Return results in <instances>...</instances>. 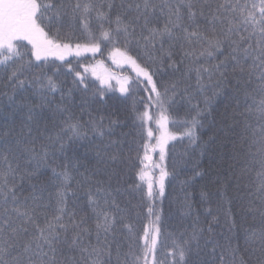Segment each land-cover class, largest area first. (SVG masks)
<instances>
[{
    "label": "snow or ice",
    "instance_id": "6c2138e0",
    "mask_svg": "<svg viewBox=\"0 0 264 264\" xmlns=\"http://www.w3.org/2000/svg\"><path fill=\"white\" fill-rule=\"evenodd\" d=\"M102 44L111 46L113 63L128 65L135 76L101 77L94 66L91 72L101 85L115 78L121 94H130L133 84L146 94L142 110L133 106L140 137L135 156L125 155L127 134H117L119 118L96 115L99 110L91 108L93 102L105 105L106 88L97 89L92 102H74V94L87 93L89 86L67 58L95 56ZM64 67L73 76L69 87L59 79ZM0 73L5 90L0 95L15 105L13 112L27 110L23 127L28 128L27 135L23 127L17 135L11 129L0 133V264H264V0H0ZM225 83L232 84L235 103L225 120L239 128L235 139L225 133L232 145L228 168L238 182L249 178L246 211L260 221L258 229L246 230L248 258L232 235L217 231L236 228L230 202L221 225L211 207L201 213L186 192L183 216L190 224L172 231L163 223L165 182L174 175L165 163L168 144L186 140L201 156L211 150L217 135L201 142L198 130ZM178 96L188 105L183 117L175 111ZM45 112L51 130L39 126ZM86 144L95 147L96 168L80 172L78 163L66 162L59 172L52 169L55 193L45 196L46 189L33 184L23 194L18 181L34 177L56 153L67 161L68 149ZM133 161L136 182L122 189L117 179L114 187L118 166ZM75 175L83 178L76 189H83L88 212L75 206ZM201 175L193 170L181 183L190 185ZM122 191L138 193L139 204L122 206ZM212 195L202 190L201 205ZM131 208L146 221L139 229L130 219Z\"/></svg>",
    "mask_w": 264,
    "mask_h": 264
},
{
    "label": "trees",
    "instance_id": "16d2710c",
    "mask_svg": "<svg viewBox=\"0 0 264 264\" xmlns=\"http://www.w3.org/2000/svg\"><path fill=\"white\" fill-rule=\"evenodd\" d=\"M75 35H79V32L77 31ZM110 50L111 46L102 44L101 52L96 53L95 56L91 53H85L79 58H67L71 61L72 67L75 71H79L85 75L89 86V91L87 93L77 92L74 94V102L77 105L80 104L82 99H87L92 102L95 99L93 93L99 88H106L107 91L104 97L105 105L101 107L99 103L93 102L91 103V108L93 110H99L98 112H94L96 115L103 114L105 117L112 115L114 119L119 118L121 124L117 128V134H127L123 137L125 140V155L135 156L140 137L137 134L138 130L134 123L133 106L135 105V108L142 110L141 97L146 94L142 90H137L135 84H133V91L130 94H121L115 78L111 79L108 84L101 85L96 76L92 74L91 68L95 66L97 75L101 77L113 76L119 78L122 76H135L128 65H123L121 67L113 63L109 58ZM99 61H103V66H98ZM85 67L89 69L87 72H85ZM2 75L3 74L0 73V76ZM49 75H51V72H49ZM59 79L64 81L66 87H69L71 86L73 76L68 74L66 67H64L61 69ZM165 79H169V77H165ZM192 84L195 85L194 78ZM4 91L3 88H0V93ZM10 94L11 92L9 90V95ZM23 95H27L28 99L33 104L39 103L37 98H34L27 93ZM206 95L211 96V88L207 90ZM233 96L234 92L232 84L225 83L220 95L212 100L211 112L207 115L204 121V127L198 130L201 142H208L211 136L214 134L217 135V142L211 145V150L209 152H206L203 156H201L198 151L192 152L188 148L186 140L169 142L167 149L168 156L165 163L170 172L174 170V175L168 177L165 182L166 191L163 203V223L166 230L172 231H178L190 224V219L183 216V200L186 192L191 194L190 199L194 207L199 209L201 213H203V207H211L214 214L219 215L221 225L224 224V213L227 211L230 202L232 217L236 221V228L233 233H228L226 228H218L217 231H224L225 235H232L233 244L235 245L239 243L240 254L245 258H248L249 253L245 250L244 245L246 230L250 228L258 229L260 221L258 216L254 218L253 214L246 211L248 189L245 186L249 184V178L245 177L238 182L228 168V165L232 163V145L224 140L225 133H227L230 138L235 139V133L239 132V128L232 129L229 127L231 120H225V114L230 113L235 106ZM21 98L22 94L17 93L16 102L19 103ZM57 99H59V94H57ZM176 100L177 105L175 111L180 117H183L188 105L186 101L182 100L179 96ZM197 100L200 102L201 107H203V98L198 96ZM195 102L196 101H194V103ZM14 107L15 105L10 104L7 95H0V133L11 129L12 135H17L20 133L24 123H26L27 110L24 108H16L15 112H13ZM9 113H12V115H9ZM43 116L44 119L39 121L40 128L43 130L47 124L49 130H51L52 123L49 119L50 113L45 112ZM85 119H87V116H85ZM31 127L33 129L32 135H37L35 130L36 125L33 124ZM221 128L224 130L219 131ZM173 130H175V128H173ZM23 132L27 135L28 128L23 127ZM222 140H224L223 147L220 146V141ZM95 143L99 144L101 142L97 140ZM67 157L68 160L66 161L63 155L56 153L54 160L52 157H49L46 162L41 164L34 177L18 181L20 186L24 189L23 194L28 195L32 190L31 185L33 184L37 185L38 188H45V196H47L49 192L55 193L58 180L53 175L52 169L55 168L56 171L59 172L61 170L59 166L66 162L70 161L78 163L80 172H84L85 169L92 170L97 166L94 145L86 144L85 147L73 145L72 148L67 150ZM153 159L158 160V153L153 154ZM135 163V161L130 163L125 162L118 166L119 176L113 179L114 187L116 186L117 179L119 180L122 189H127L128 185L136 182L135 172L137 169L134 167ZM32 166H34V164ZM193 170L200 171L202 175L195 177L190 185H183L181 183L182 181L189 180V178L193 177ZM96 178L106 179L103 175H99ZM82 179L83 178L79 175H75V179L72 182L73 188L76 190V197H78L75 206H77L78 211L83 209V211L88 212L90 209L87 206V198L83 193V189H76V180ZM202 190L213 194L210 197V202L203 206L200 203L199 196V193ZM118 199L122 206L129 201L130 205H138L140 202L139 194L131 191H122L121 194H118ZM72 201L73 197L70 192V208L74 206ZM242 206L245 208L244 211L241 210ZM137 210L138 209L136 208H131L130 219L136 225L137 229H139L142 224L146 223V221H144L142 217H137ZM203 219L204 216L202 214L201 220Z\"/></svg>",
    "mask_w": 264,
    "mask_h": 264
}]
</instances>
